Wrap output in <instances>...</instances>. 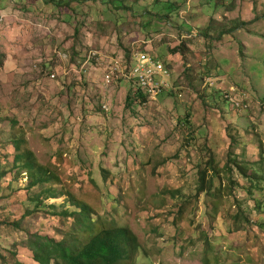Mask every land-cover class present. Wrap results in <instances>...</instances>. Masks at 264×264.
I'll return each instance as SVG.
<instances>
[{"label":"rangeland","instance_id":"374dc122","mask_svg":"<svg viewBox=\"0 0 264 264\" xmlns=\"http://www.w3.org/2000/svg\"><path fill=\"white\" fill-rule=\"evenodd\" d=\"M72 7L0 0V264H37L32 234L69 240L60 215L80 204L94 225L79 239L127 227L132 264H264V193L248 188L264 176V0ZM143 50L166 56L172 94L126 103L108 63ZM234 90L247 110L225 103ZM20 152L54 178L29 187Z\"/></svg>","mask_w":264,"mask_h":264},{"label":"trees","instance_id":"16d2710c","mask_svg":"<svg viewBox=\"0 0 264 264\" xmlns=\"http://www.w3.org/2000/svg\"><path fill=\"white\" fill-rule=\"evenodd\" d=\"M87 1H95V0H50V3L54 5V7L60 10H67V11L73 10L72 13H74L75 8L72 7L74 4L82 5V3H85ZM172 7L174 8L173 4L167 6V9H172ZM115 10L118 12V17H121L123 16L120 14L121 11L123 12L130 10V6L125 5L122 7H116ZM169 14H173V12L170 11ZM169 16L170 15H167L165 18H168ZM242 24L244 25L246 24V22H242ZM223 33H227V30H225L224 32L221 31L218 36H220ZM76 34H78V31H76ZM138 52H147V51L143 50ZM131 54L132 53L122 55L128 64H130L131 62V56H132ZM149 54H151L157 61H160L163 64L164 68L169 72V66H167L168 62L165 60L166 58H164L166 56L162 54H152V53ZM170 79H172V77ZM120 81H125L132 85L131 88L133 91L126 96V103H128V101L131 102V98L133 97L140 98L142 101L148 99V97L145 96V94L142 92V89L140 87H137L133 82L124 80L123 78H118L117 80L112 81V84L113 82L115 84H119ZM167 92H170V94H172L170 90V84L168 88H162L160 93L156 95V98L161 94ZM225 95L233 99L238 98L240 96L237 90H234L231 93L229 91H225V92L223 91L222 98L224 99L225 103H230V106L234 107L235 109L238 110L248 109L249 103L247 102L246 98H242L240 100V103L236 105L231 100H229V98H225ZM103 106L106 105L102 104L101 109L104 112H107L108 107L106 106L107 110H105L103 109ZM16 151L18 152L20 151L18 145L16 146ZM22 157L25 158V161L24 163L21 164V166L23 167V169L27 170L28 172L27 174L31 178L29 187H35L39 184H44L54 178L42 166H38L34 162L33 156H31L30 152L21 153V154L17 153L15 156V163L17 164L19 159H21ZM212 161L215 163L214 159H212ZM239 165L240 164H238V166ZM200 172H201V176H200L201 184L197 190V194L202 190H205L204 185L206 184V180H207L206 170H201ZM263 178H264L263 175H259L257 176L258 179L257 181H250V185L248 186V188L251 193H252V188L254 186L257 187V189L259 188L258 190H262L264 193V186L261 185L260 183L261 181H264ZM212 183L209 185V187L212 186ZM49 190H47L46 192H51L55 194L53 188ZM51 198H53V196L46 195L47 200ZM257 203L259 205L258 209L261 210L263 203L256 201V204ZM54 207L55 206H53V208ZM24 214L29 215V212H25ZM69 215L74 217L77 225V227L74 228L75 234L74 232H72L69 235L71 236L69 240L66 239L67 236H61V238L58 239L38 233L32 234L30 236L28 240V248L31 250L33 254V260L37 264H132L133 263L134 254L136 255L137 252L139 251V243L136 235L130 229L123 226L110 225L106 228H99L96 233H90L89 236L87 235V237H85L83 240H80L79 236L77 235L80 231L82 234H84L86 231L93 229L94 221L91 219L90 210L86 205L80 204L78 206V212H73L71 214H68V212H62L60 216L70 217ZM14 224L17 225L18 229H20L22 223L15 222ZM77 230L78 232L76 234ZM149 264H154V263H149Z\"/></svg>","mask_w":264,"mask_h":264},{"label":"built area","instance_id":"2783aa9c","mask_svg":"<svg viewBox=\"0 0 264 264\" xmlns=\"http://www.w3.org/2000/svg\"><path fill=\"white\" fill-rule=\"evenodd\" d=\"M131 55L130 64L123 56L122 59L109 61V71L104 77L105 84L110 85L112 81L123 78L140 87L148 99L156 98L162 88L169 87V79L167 80V77L170 78L169 72L148 52H134ZM225 98L229 97L225 95ZM229 100L238 105L241 99L229 98ZM103 109L107 110L106 106H103Z\"/></svg>","mask_w":264,"mask_h":264}]
</instances>
